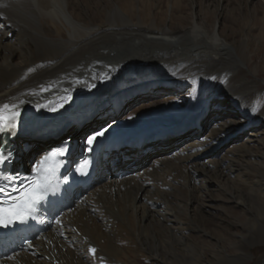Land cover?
<instances>
[{"label":"bare ground","instance_id":"bare-ground-1","mask_svg":"<svg viewBox=\"0 0 264 264\" xmlns=\"http://www.w3.org/2000/svg\"><path fill=\"white\" fill-rule=\"evenodd\" d=\"M153 1L0 0V105L14 103L20 111L11 133L15 139L9 143L15 166L29 165L53 143L88 149V139L105 129L107 141L127 139L138 128L164 129L209 110L204 128L183 135L190 142L166 160L165 168L163 160L138 179L121 181L111 177L117 162L141 160L152 147H144L138 156L112 152L109 167L100 164L97 182L81 206L68 208L51 223L33 241L36 251L25 247L0 264H183L187 259L188 264L256 263L253 245L264 242V204H258L264 197V87L255 79L249 41L228 42L222 36L217 25L218 19L227 20L226 9L206 8L217 19L207 26L198 11L186 21L172 17L182 0H157L151 13ZM250 13L252 20L263 22L258 32L263 35L264 8ZM131 86L137 103L120 115L126 105L116 99ZM210 91L215 94L210 97L223 96L220 106L207 99ZM104 100L109 104L100 118L88 123L85 114ZM64 121L70 125L57 131ZM240 123L243 128L227 131ZM241 130L243 137L236 136ZM229 135L235 139L221 156L197 160L198 152L207 156L210 141L218 143ZM202 184L207 188L197 203L216 192L215 204L207 200L197 213L190 206L191 195ZM225 205L243 212L249 206L257 213L250 217V227L245 226V235H219L223 249L215 243L208 247L202 228L209 220L206 211ZM193 220L196 238L184 226ZM258 264H264V257Z\"/></svg>","mask_w":264,"mask_h":264},{"label":"rangeland","instance_id":"rangeland-1","mask_svg":"<svg viewBox=\"0 0 264 264\" xmlns=\"http://www.w3.org/2000/svg\"><path fill=\"white\" fill-rule=\"evenodd\" d=\"M150 7L152 8L151 13H155L157 10V7H158V1L154 0L150 4ZM192 7H194V8L192 9ZM175 8H178L179 13H178V15L175 14V16H172V17H177L180 15L186 21L187 19H189L191 12H194L192 15L195 16V12L198 11L201 14L202 20L206 21L207 26L212 25L215 23V21H217V19H215L214 13H212V12L207 13V14L205 13V11H207V9L209 10V8H210L211 10H214V8H217L219 11L226 9L228 11L227 20L226 21H221V20L219 21V19H218V25L217 26L219 28V31H221L222 36L228 42L236 43L238 40L243 39L245 37L248 39V41H249L248 52L250 51L249 53H251V56L253 58V65L257 69L256 78L255 77L254 78L260 84V86L264 87V29H262L263 35L259 36V34H258V32L260 30L259 28H260V26L263 25V22H261L260 18H257V19L255 18L254 20H252V14L250 13V10H252L254 8H256L258 10H260L261 8H264V0H182L179 2V7H175ZM174 10L175 9H173V12H174ZM99 13L101 14V12H99ZM168 15L169 16H166L165 18H163L162 21L164 23L165 22L168 23V20L170 19V14H168ZM150 19H151L150 16H148L146 20H150ZM173 24H175V23H173ZM8 39H10V35L8 36ZM211 76H213V75H211ZM134 88H135V86L125 88L124 89L125 91L122 93V95L119 97V99H116L117 104H119L120 106L126 104V107L124 108V110H122L120 112V114H122L124 112H129L135 107L134 105L137 103V101L135 99H136L138 94H135V92H137V91H134ZM148 91H150V90H148ZM211 94L215 95L214 93H211V91H210L209 95L207 96V99L209 98L210 100L214 101L213 103L216 104L215 106H220L221 105L220 102L223 101V96L218 95L219 97L218 96L210 97ZM159 96H162V95H159ZM122 97H124V98H122ZM120 98H122V99H120ZM161 99L164 100L165 98H160V100ZM169 99H171V98H169ZM198 101H199V98H198ZM103 102H105V104L102 106ZM103 102L98 106L99 108H97L96 110H93L89 115L85 114V115H87L84 117L86 119V121L92 120L91 122H93L94 120H96L101 115V112L104 111L103 109L109 104L107 102V100L106 101L104 100ZM223 104H224V102H223ZM226 107L229 108L230 105H226ZM259 108L262 109L261 105L258 106V109ZM229 111H231V110H229ZM207 115H208L207 109H205L203 113L201 112L199 114L198 118L196 119V120H198V125L195 126L191 131H197L202 127L204 128V125H205L204 122H205V118L207 117ZM80 116H84V115H80ZM69 124L70 123L68 121H64L61 123V125L58 126V129L60 130L63 127L66 128V126H68ZM181 124L182 123L178 122V123L171 124V125L167 126V128L159 129V130H163V131L170 130L171 128H176ZM240 124L239 125L238 124L237 125H230L233 127L228 129L227 131L230 132V131H233L234 129L243 128V125L242 124L240 125ZM205 130L206 129L203 130V134H204ZM237 132H238L239 136L243 137L242 133H244L245 130L236 131V134H235L236 136L238 135ZM235 135L226 136L227 138L226 137L222 138L218 143H216L215 141H210L207 145L213 146V147L210 149V151H208L207 156L203 155L202 152H198L199 154L197 155V160L203 161V160H206L208 158H209V160L210 159L215 160L216 158L221 156L226 151V149L228 147L227 145L229 143H231L233 141V139H235V138H233V137H235ZM245 136H247V134ZM72 137H73V135H72ZM172 137L168 138L172 141L163 143V145H165V146H162L160 148L157 146L158 145L157 143L149 144L150 145L149 147H152V150L149 151L150 149H148L143 154V156H145V158H142L137 163H135V164L128 163V162L123 163L119 167V169L129 168V169H131L130 171L132 172L131 175L126 176L125 178L126 179H128V178L138 179V177H136L137 175H141L142 173H146L149 166L157 164L163 160H165V161L163 162L162 165L165 168L167 166L166 160L173 157V156L179 155L181 153V150L187 146V143L190 142V140H189L190 137L183 138V134L182 135H176L175 137L172 136ZM242 137L240 138L239 142H241ZM78 141H80V138H78ZM162 142H164V141H162ZM172 143H174V144L172 145ZM130 149H131V151H130ZM130 149H125V150L127 152L132 153V151H133L132 147ZM129 164H132V165H129ZM185 169H186V171L188 170V168L184 167V170ZM179 174H181V172H179ZM193 174H197V172H193ZM189 175H191V174H189ZM205 188H207V184H204V185L202 184L199 188L195 189L193 192V195H191L192 199L190 201V206L193 205L196 208L197 213H200V209L203 210V205H204L205 201L207 202V200H209V202H210V200H211L212 204H215L213 199L215 198L214 195L216 194V192H210V196L206 197L200 203H197V200L202 197L201 192L203 190H205ZM261 200L264 201V197L260 198V200L258 201V204L260 203L259 205L262 207L264 202H262ZM218 202L221 204H225L222 202V200H219ZM261 207H260V209H261ZM242 208H244V207H242ZM245 208L247 209V206H245ZM248 209L250 212L248 210L243 212L244 211L243 209L236 208V207L234 208L233 205H225L223 208H213V209L207 210L206 215L209 218V220L206 222L207 223L205 225L206 227L205 226L202 227L203 229H206L205 231L207 233L206 235L203 236L204 237V240H203L204 243L207 242V244L210 243L211 245L213 243H215L217 249L218 248L223 249V247L221 246L222 242L218 238L219 235L225 236V234H227V233L228 234H236V235H239V234L245 235L247 233L246 232L247 228H249L251 225L250 217L253 216L254 212L257 213V211L254 210V208L252 209L251 207L248 206ZM198 210H199V212H198ZM245 213H247L248 215ZM202 214H205V213H202ZM228 222H231V223L234 222L233 223L234 225L232 226ZM237 222H238V225H237ZM184 226H186V228L188 227L187 233L189 235H191V238H196V235L198 233L193 230V228L195 226H197L196 221L193 220ZM202 246H204V248H206L205 245H202ZM208 247H212V246H210L208 244ZM251 253H252L253 260L254 261L257 260L256 263L253 262L252 264H258L260 262V260H262L264 257V242L263 243H256L255 245H253V250L251 251ZM170 255L171 254H169L168 256H170ZM171 257H173V256H171ZM174 259H175V257H174ZM189 262H190V260L187 259L186 262L183 261V264L184 263L188 264ZM146 264H150V263H146Z\"/></svg>","mask_w":264,"mask_h":264},{"label":"snow or ice","instance_id":"snow-or-ice-1","mask_svg":"<svg viewBox=\"0 0 264 264\" xmlns=\"http://www.w3.org/2000/svg\"><path fill=\"white\" fill-rule=\"evenodd\" d=\"M20 103H23L21 101ZM63 107V103L60 104ZM56 111V108H51ZM20 117L17 104L0 105V134L14 133ZM107 129L96 133L87 141L91 146L98 136H103ZM65 149H55L36 161L31 166V178L21 179L19 174L0 175V227L7 228L14 223H26L29 218H35L37 205L44 201L56 178L59 158L65 154ZM11 159V154L0 152V166ZM86 163V162H85ZM83 168L77 170L80 171ZM20 181V183H17ZM94 252V249H89Z\"/></svg>","mask_w":264,"mask_h":264}]
</instances>
